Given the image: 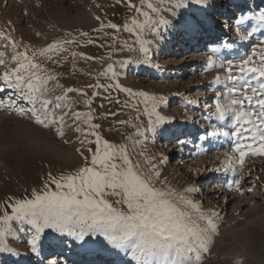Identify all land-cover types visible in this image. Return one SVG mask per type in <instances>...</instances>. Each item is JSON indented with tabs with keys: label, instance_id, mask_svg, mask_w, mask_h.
I'll list each match as a JSON object with an SVG mask.
<instances>
[{
	"label": "rangeland",
	"instance_id": "rangeland-1",
	"mask_svg": "<svg viewBox=\"0 0 264 264\" xmlns=\"http://www.w3.org/2000/svg\"><path fill=\"white\" fill-rule=\"evenodd\" d=\"M261 11H264V0H208L207 7L191 3L184 12L185 17L198 18L203 27L190 32L163 10L164 18L172 23L162 26L160 35H145V39L152 41L147 60L137 51L139 42L133 43L136 38L127 31L116 32L110 28L94 31L100 29L102 23L123 25L130 20L133 11L123 3L117 4L116 0H0V31L17 43L19 51L28 46L30 54L56 40H78L80 46H65L69 51L62 53L60 65L49 62L48 66L55 73L62 74L58 81L50 84L55 90L49 95H61L69 87L83 89L87 96L68 94L74 101L73 112L87 114V101L91 98L95 117L91 123L100 125L97 131L102 137L127 143L133 159L141 164L145 158L136 155L140 151L155 158L161 178H166L176 189L188 186L197 189L190 194L191 199L205 213L219 214L213 217L218 233L213 237L210 251L204 254L202 264H264V155L252 154L260 141L250 148L245 145L247 155L241 168L232 162L239 159V154L233 151L235 137L208 135L213 131H230L229 121L214 119V97L223 93V85L214 83L217 76H224L220 63L239 62L242 56L251 54L252 47L264 41L261 32L241 41L231 25L242 12L259 14ZM81 32H88L89 36L79 35ZM89 39L94 43L88 44ZM124 41L132 45V51L124 46ZM213 48L219 51L213 52ZM0 51L10 60L11 47H0ZM72 52L97 59L89 60L80 55L73 58ZM209 58L215 61L214 66L208 64ZM110 63L115 64L116 76L100 75ZM7 67H15V64ZM4 70L0 67V73ZM97 82L105 88L96 89L98 95H93L94 89L87 85ZM56 83L62 87H55ZM124 88L131 93L121 90ZM9 92L5 90V96ZM140 92L164 98L165 102L157 105V112L167 120L157 127L155 135L148 133L142 148L137 145L133 149L131 141L124 139L133 134L130 125L147 127L149 124L144 98L135 95ZM152 119L155 120V116ZM121 120L129 123L118 124ZM79 126L88 128L83 123ZM64 131L69 143L55 134V128L38 126L28 117L19 115L18 110L15 114L12 110H0V208L9 197L21 198L33 188L42 187L49 172L58 176L82 166L83 157L77 149L90 157L87 149H94L95 145L87 141L94 137L89 135L85 139L82 133H77L71 117ZM81 139H85V143L81 144ZM161 157L166 160L161 162ZM230 162L231 167H228ZM23 163L31 169L27 185L20 184L11 169V165ZM231 168H236L237 172L234 174ZM17 237L8 241L17 254L0 252V264H51L52 261L57 264H121L119 257L82 247L53 229H46L42 234L39 255L31 251L30 233L22 229ZM90 239L94 242L101 238Z\"/></svg>",
	"mask_w": 264,
	"mask_h": 264
},
{
	"label": "snow or ice",
	"instance_id": "snow-or-ice-1",
	"mask_svg": "<svg viewBox=\"0 0 264 264\" xmlns=\"http://www.w3.org/2000/svg\"><path fill=\"white\" fill-rule=\"evenodd\" d=\"M116 2L123 3L133 11L130 20L123 25L102 23L100 29L94 31L102 32L104 28L116 32L127 31L136 38L133 43L139 42L137 51L143 54L145 60L152 43L144 38L145 35H160L162 26L172 23L164 18L163 10H167L177 24L190 32H196L203 27L202 21L186 18L184 12L191 3L208 5V0ZM96 19L99 21L100 17ZM231 26L241 41L250 39L256 32L264 34V11L259 14L242 12ZM79 35L88 37L89 33L81 32ZM87 43L92 44L94 41L89 39ZM73 44L80 46L76 39L56 40L30 54L28 46L19 51L17 43L0 31V47H11L13 53L9 60L5 52L0 51V67L6 69L0 73V110H12L14 114L18 110L19 115L28 117L38 126L55 128V134L64 143H69L65 139L64 127L71 117L75 131L82 133L85 139L89 135L94 137L87 142L95 145L94 149H87L91 153L90 157L77 149L83 157V165L74 171L58 176L49 172L39 189L33 188L21 198L9 197L6 200L4 207L0 208V252L17 254L8 241L18 238V231L23 229L30 233L28 243L31 251L39 255L42 234L46 229H53L61 236L72 238L82 247L119 257L121 264H202L204 254L210 251L213 237L218 233L213 217L219 214L205 213L191 199L190 194L197 189L193 186L176 189L166 178H161L162 173L154 162L155 158L140 151L136 155L145 158L141 164L133 159L127 143L102 137L97 131L100 125L91 123L95 119L91 98L87 101V114L73 112L74 101L68 94L75 92L87 96L88 93L83 89L69 87L61 95H49L55 90L50 84L58 81L62 74L55 73L48 64L60 65L62 53L69 51L65 46ZM124 46L129 51L133 50L128 41H124ZM224 46L231 47L228 44ZM212 51L217 52L219 49L213 48ZM71 55L73 58L80 55L89 60L97 59L83 53L72 52ZM8 64H15V67H7ZM208 64L214 66L215 61L209 58ZM219 67L224 69V76H217L214 83L223 85V93L214 97V119L229 121L230 131H213L208 135H222L230 139L235 137L233 151L239 154V159L232 162L242 168L247 155L245 145L250 148L251 144L260 141L252 154L264 155V41L252 47L251 54L242 56L239 62L225 60ZM109 73L112 77L116 76L114 63L108 64L107 70L100 75L107 76ZM55 87L62 86L56 83ZM87 87L94 89L93 95H98L95 90L105 88V85L97 82ZM5 90H10L6 96ZM121 90L131 93L127 88ZM135 95L144 98V112L149 117V124L147 127L135 123L130 125L133 134L124 139L131 141L133 149L137 145L142 148L147 142L148 133L155 135L157 127L167 120L157 112V105L165 102L163 97L150 96L146 92ZM79 123L87 124L88 128H81ZM117 123L127 125L129 122L121 120ZM68 127L72 128L73 125ZM85 139L79 142L83 144ZM164 160L166 158L161 157V162ZM232 162L228 167H231ZM231 170L234 174L237 172L236 168ZM92 237L101 239L93 242L90 239ZM51 264H57V261Z\"/></svg>",
	"mask_w": 264,
	"mask_h": 264
},
{
	"label": "bare ground",
	"instance_id": "bare-ground-1",
	"mask_svg": "<svg viewBox=\"0 0 264 264\" xmlns=\"http://www.w3.org/2000/svg\"><path fill=\"white\" fill-rule=\"evenodd\" d=\"M20 164H14L15 166L11 165V169L13 170L12 173H14V178H16L17 181L20 182V184L27 185V180L29 179V175L31 174V169L29 168L30 165H26L25 163H23L22 165Z\"/></svg>",
	"mask_w": 264,
	"mask_h": 264
}]
</instances>
